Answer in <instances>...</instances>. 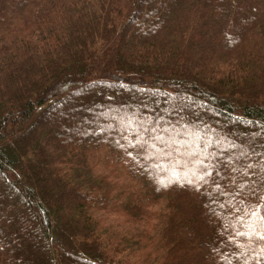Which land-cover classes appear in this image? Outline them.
<instances>
[{
	"label": "trees",
	"instance_id": "1",
	"mask_svg": "<svg viewBox=\"0 0 264 264\" xmlns=\"http://www.w3.org/2000/svg\"><path fill=\"white\" fill-rule=\"evenodd\" d=\"M262 178L264 0H0V264H262Z\"/></svg>",
	"mask_w": 264,
	"mask_h": 264
},
{
	"label": "snow or ice",
	"instance_id": "2",
	"mask_svg": "<svg viewBox=\"0 0 264 264\" xmlns=\"http://www.w3.org/2000/svg\"><path fill=\"white\" fill-rule=\"evenodd\" d=\"M124 132H131V140H126L123 133H120L121 139L125 140L126 143H133L134 147L137 149H143L148 145L149 141H158L161 145H164L168 148H171L173 145H180L181 147H177L175 151L180 153L183 148L190 144V141L181 139L178 137H183L185 133L178 132L176 127H173L170 124H164L161 127L160 124H157L155 127H151L148 125H142L139 122V118H132L127 121ZM146 138V139H145ZM200 139H203L202 137ZM118 147L123 148L124 144L120 142H116ZM212 146L204 142V149H200L197 146L196 154L198 158V163L201 166L202 170L207 171L211 174V171L215 168H219L221 164L225 163L224 160V151L221 146L220 151H207V149ZM201 151L205 152L203 158H199V153ZM192 149L187 147V153H191ZM215 153V154H214ZM131 155V153H128ZM209 157H212V160H209ZM213 161H215V166L213 165ZM251 165L245 169L250 176L256 175L255 172L250 171ZM189 183H192L189 181ZM259 184H264V178H262ZM257 181H252V186L249 189V194L257 198V203L249 207L248 205H244L242 203V207L236 210L239 223L243 226L244 230H236L237 235L240 237H247L249 243H256L257 247H260L261 244H264V203L260 201L264 200V196L260 195V186ZM183 186V185H181ZM239 195V194H237ZM255 218V219H254ZM264 264V262H262Z\"/></svg>",
	"mask_w": 264,
	"mask_h": 264
},
{
	"label": "rangeland",
	"instance_id": "3",
	"mask_svg": "<svg viewBox=\"0 0 264 264\" xmlns=\"http://www.w3.org/2000/svg\"><path fill=\"white\" fill-rule=\"evenodd\" d=\"M114 219H118L121 222H124L125 219H119V217L113 216Z\"/></svg>",
	"mask_w": 264,
	"mask_h": 264
}]
</instances>
